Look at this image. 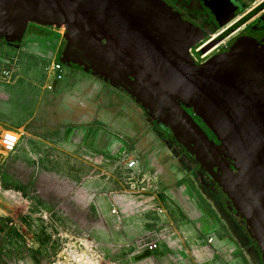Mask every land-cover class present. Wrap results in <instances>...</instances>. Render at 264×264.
I'll list each match as a JSON object with an SVG mask.
<instances>
[{
	"label": "water",
	"instance_id": "obj_1",
	"mask_svg": "<svg viewBox=\"0 0 264 264\" xmlns=\"http://www.w3.org/2000/svg\"><path fill=\"white\" fill-rule=\"evenodd\" d=\"M31 23L64 28L40 37L54 43L56 63L107 77L201 165L264 263L260 33L244 32L199 64L190 50L200 30L165 0H0V40L21 43Z\"/></svg>",
	"mask_w": 264,
	"mask_h": 264
},
{
	"label": "crops",
	"instance_id": "obj_2",
	"mask_svg": "<svg viewBox=\"0 0 264 264\" xmlns=\"http://www.w3.org/2000/svg\"><path fill=\"white\" fill-rule=\"evenodd\" d=\"M40 37H28L21 52L51 56L47 49L53 50L54 43ZM2 69L0 217L17 220L28 204L40 202L52 218L68 221L77 236L92 241L108 264H250L192 180L175 170L172 182H151L129 140L102 124L54 134L37 130L47 90L41 86V69L9 68L7 76ZM10 130L24 136L14 154H4L1 138ZM133 156L139 160L135 171L127 168ZM36 188L42 189L38 198ZM242 226L240 232L260 256ZM154 242L159 248L150 252L146 246ZM26 253L34 261L35 253ZM3 257L9 264H27Z\"/></svg>",
	"mask_w": 264,
	"mask_h": 264
},
{
	"label": "flooded vegetation",
	"instance_id": "obj_3",
	"mask_svg": "<svg viewBox=\"0 0 264 264\" xmlns=\"http://www.w3.org/2000/svg\"><path fill=\"white\" fill-rule=\"evenodd\" d=\"M183 13L201 32V40L191 56L204 64L227 48L231 41L249 31L264 39V0H165ZM32 25L42 27L34 29ZM28 37L51 36L59 32L51 27L31 23ZM25 38V37H24ZM0 54L10 57L12 46L19 42L4 41ZM7 45L10 47L7 48ZM215 46V47H214ZM105 125L129 140L139 157L141 167L151 182L170 183L175 170L195 183L214 211L220 215L224 229L240 246L250 264H264L240 231L238 221L226 208L222 196L201 165L191 159L134 98L102 74L84 69L64 68L60 77L53 72L51 84L44 92L34 127L48 134L66 127ZM208 132L207 128L201 124ZM209 133V132H208ZM210 134V133H209ZM211 181V183L209 182ZM239 233L241 237L235 234ZM0 264H9L2 255Z\"/></svg>",
	"mask_w": 264,
	"mask_h": 264
},
{
	"label": "rangeland",
	"instance_id": "obj_4",
	"mask_svg": "<svg viewBox=\"0 0 264 264\" xmlns=\"http://www.w3.org/2000/svg\"><path fill=\"white\" fill-rule=\"evenodd\" d=\"M31 26L34 27V29H42V27L37 25L31 24ZM27 39L28 35L26 33L21 43L12 46L13 54L10 57L0 54V68L2 69L5 67L9 70V68L30 66L41 69V86L48 87L51 84V77L54 72L52 70L53 64L56 63V55L54 56L56 53L52 51L56 49H54V47L53 50L47 49L51 52V56L47 54V56H49L48 58L42 55H24L21 50L27 46ZM3 44V40H0V48L6 47H3ZM9 47L10 46L7 45V48ZM18 54H21L18 57V61H12L13 57ZM63 67L73 68L69 65H63ZM19 136L22 140L24 134L20 133ZM2 153L4 152L2 151ZM50 182L51 181H49V183ZM209 182L211 183V181ZM55 183H57V180ZM41 192L42 189L36 188L34 189L33 196L38 198V196H41ZM7 215L9 214L0 217L1 249L2 255L6 258L9 257L13 262L21 259L27 264H77L76 249H79L80 252L78 255L81 261L78 264H108L103 258H97L96 263H94V260L92 261V258L88 256V252L84 250V246H80V241L85 242L87 238L77 236L76 233L73 232V228L70 227L68 221H58L52 218L40 202L28 204V208L24 209L21 214L23 216H20L21 218L17 220H15V217L13 218ZM234 217L243 222L241 218L235 215ZM57 227L61 230L60 233L57 232ZM242 229H245V227L243 228L242 226ZM26 250L35 253L34 261L31 260V255L26 253Z\"/></svg>",
	"mask_w": 264,
	"mask_h": 264
},
{
	"label": "built area",
	"instance_id": "obj_5",
	"mask_svg": "<svg viewBox=\"0 0 264 264\" xmlns=\"http://www.w3.org/2000/svg\"><path fill=\"white\" fill-rule=\"evenodd\" d=\"M53 30L58 31V35L63 36L65 33V29L64 28H58V27H51ZM193 50H190V53H192ZM63 66L58 64V63H54L53 64V68L52 70L54 72H57V76L60 77V70ZM8 71L7 69H2L1 71V75L2 76H7L8 75ZM21 143V137L19 136V134L17 132L14 131H7L3 134L2 138H1V149L5 154H14L19 145ZM139 164V160L137 157H132V159L127 161V168L131 171H135V169L138 167ZM160 212H163L162 210H160ZM113 214H117L116 210L112 211ZM57 232L60 233L61 230L57 227L56 228ZM211 241V239H210ZM86 242V243H85ZM85 242L80 241V246L83 245L84 246V250H86L88 252V256L90 258H92V261L94 260V263H96V259L97 258H103L102 255L100 254V252L98 251L96 245L90 241V240H85ZM80 248V247H79ZM146 248L150 251L153 252L155 250H157L159 248V243H151L148 244L146 246ZM80 252L79 249H76V263H80L81 259L80 256L78 255Z\"/></svg>",
	"mask_w": 264,
	"mask_h": 264
},
{
	"label": "bare ground",
	"instance_id": "obj_6",
	"mask_svg": "<svg viewBox=\"0 0 264 264\" xmlns=\"http://www.w3.org/2000/svg\"><path fill=\"white\" fill-rule=\"evenodd\" d=\"M215 47V46H214Z\"/></svg>",
	"mask_w": 264,
	"mask_h": 264
}]
</instances>
